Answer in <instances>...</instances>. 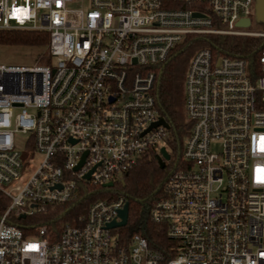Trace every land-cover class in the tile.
<instances>
[{
    "label": "built area",
    "instance_id": "1",
    "mask_svg": "<svg viewBox=\"0 0 264 264\" xmlns=\"http://www.w3.org/2000/svg\"><path fill=\"white\" fill-rule=\"evenodd\" d=\"M257 1L0 0V30L46 32L52 58L0 62V192L9 200L0 264H264V48L254 79L242 56L200 47L188 59L191 126L179 166L148 210L164 224L172 256L125 234L127 219L108 226L120 220L122 194L91 200L52 242L45 225L24 233L8 221L13 210L25 216L110 187L148 148L158 155L167 127L147 128L159 116L156 66L189 34L264 38L235 25ZM26 149V158L39 153L31 171Z\"/></svg>",
    "mask_w": 264,
    "mask_h": 264
},
{
    "label": "trees",
    "instance_id": "2",
    "mask_svg": "<svg viewBox=\"0 0 264 264\" xmlns=\"http://www.w3.org/2000/svg\"><path fill=\"white\" fill-rule=\"evenodd\" d=\"M258 21L262 22L260 18ZM47 41V33L43 31L0 30L2 44L40 46ZM200 47H208L213 56L227 54L244 57L252 79L261 73L258 56L264 48L263 37L226 33L185 36L174 47L170 57L156 66L152 88L157 113L168 123L162 145L169 158L163 166H159L156 149L148 148L110 187L90 188L73 202L45 205L23 217L13 210L9 213L8 221L19 225L24 233H32L36 227L45 225V236L52 242L59 234L61 223L74 222L75 215L83 212L91 200L97 197L110 199L122 194L128 203V212L127 223L121 230L127 235L134 232L140 234L151 247L160 250L166 257L172 256L174 251L169 249L170 240L165 236L164 224L152 222L148 210L162 194V185L170 171L181 161L183 140L191 126L184 109V76L189 57ZM8 202V198L0 192V215Z\"/></svg>",
    "mask_w": 264,
    "mask_h": 264
},
{
    "label": "rangeland",
    "instance_id": "3",
    "mask_svg": "<svg viewBox=\"0 0 264 264\" xmlns=\"http://www.w3.org/2000/svg\"><path fill=\"white\" fill-rule=\"evenodd\" d=\"M259 13L260 9L257 1L252 5L250 12L251 23L246 28L250 30H264V19L260 18ZM259 18L262 20V22L258 21ZM51 59L52 58L46 54L45 45L38 46L0 43V62L3 63H48ZM18 136L20 139L26 137V135L23 133H19ZM32 152L33 155L27 158L26 155L29 153L28 149L21 152V159L24 160L25 168L29 171H31L36 166L39 159V153L33 150Z\"/></svg>",
    "mask_w": 264,
    "mask_h": 264
},
{
    "label": "water",
    "instance_id": "4",
    "mask_svg": "<svg viewBox=\"0 0 264 264\" xmlns=\"http://www.w3.org/2000/svg\"><path fill=\"white\" fill-rule=\"evenodd\" d=\"M258 4H259V9H260V13H259V16L261 19H264V0H258ZM194 15H199L201 13L199 12H193ZM250 24V19L249 17H242V18H239L236 22H235V25L236 26H249ZM158 124H162L163 126L165 127H168V123L164 120L163 117L161 116H158L156 120H154L153 122H151L149 124V127L151 126H155V125H158ZM169 158V155L167 153V151L165 150V147L164 146H160L159 148V154L157 155V161L159 163V166H163L165 160H167ZM81 162V160H80ZM79 162V164H80ZM87 176V174H86ZM105 185L109 186L111 185V182H106ZM128 203L127 201H125L124 205H123V208L119 211V216H120V220L119 221H112L108 224V226H121V225H124L125 222H126V219H127V212H128ZM20 216H24V213H21Z\"/></svg>",
    "mask_w": 264,
    "mask_h": 264
}]
</instances>
